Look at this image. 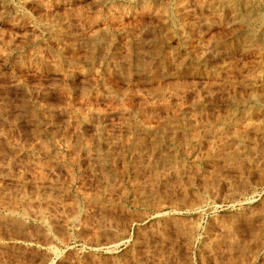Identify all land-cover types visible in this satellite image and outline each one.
<instances>
[{
	"label": "rangeland",
	"instance_id": "1",
	"mask_svg": "<svg viewBox=\"0 0 264 264\" xmlns=\"http://www.w3.org/2000/svg\"><path fill=\"white\" fill-rule=\"evenodd\" d=\"M111 257L264 264V0H0V264Z\"/></svg>",
	"mask_w": 264,
	"mask_h": 264
},
{
	"label": "bare ground",
	"instance_id": "2",
	"mask_svg": "<svg viewBox=\"0 0 264 264\" xmlns=\"http://www.w3.org/2000/svg\"><path fill=\"white\" fill-rule=\"evenodd\" d=\"M249 127V126H248ZM140 205V204H139ZM158 213V212H157ZM153 215V214H152ZM156 215V214H155ZM165 215V214H164ZM124 238L123 239H121L120 240V242L118 243V244H116V245H114V246H110L109 245V247L108 248H106L107 249V251H108V253H111V254H113L114 252H115V250L117 251V249H119V247L124 243ZM117 241V240H116ZM107 246V245H106ZM87 248V247H86ZM92 248V247H91ZM97 249V248H96ZM95 249V250H96ZM99 250L100 249H102V248H98ZM104 249H105V246H104ZM99 250H98V252H99ZM87 251V250H86ZM93 251V250H92ZM106 251V252H107ZM100 252H101V250H100ZM92 253V252H91ZM72 254V253H71ZM90 254V253H89ZM105 254V253H104ZM86 255H88V254H86ZM99 255V254H98ZM101 255V254H100ZM93 256V255H92ZM102 258V257H101ZM112 258H114V259H112ZM89 260V258H86V260ZM110 259H112L111 260V262H114L115 264H120V260L118 259V258H115V257H111ZM109 260V259H108ZM106 262V261H105ZM110 262V263H111ZM108 263V262H107ZM97 264H98V262H97ZM113 264V263H112Z\"/></svg>",
	"mask_w": 264,
	"mask_h": 264
}]
</instances>
